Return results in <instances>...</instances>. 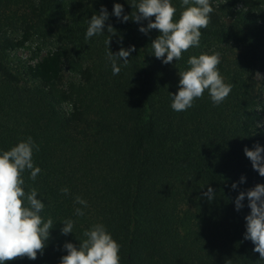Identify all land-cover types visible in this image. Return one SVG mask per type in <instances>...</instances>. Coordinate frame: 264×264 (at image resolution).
Segmentation results:
<instances>
[{
    "label": "trees",
    "instance_id": "16d2710c",
    "mask_svg": "<svg viewBox=\"0 0 264 264\" xmlns=\"http://www.w3.org/2000/svg\"><path fill=\"white\" fill-rule=\"evenodd\" d=\"M138 2L73 0L69 10L67 0H35L32 10L42 23L71 16L68 46L31 58L21 78L0 63V152L28 137L39 146L33 162L41 172L35 181L25 172V190L37 189L45 204L41 215L55 225L36 260L6 264H60L67 254L63 245L78 246L83 232L97 223L121 245L120 264H264L244 239L247 197L239 212L234 204L240 191L264 184L244 154L245 147H264V125L257 123L247 75L251 66L264 70V0H210L214 11L201 29L200 46L170 64L153 55L151 41L159 32L143 34L141 24L131 20L136 9L130 4ZM114 3L123 5L128 22L112 15ZM172 4L178 19L181 0ZM101 6L109 12L105 32L86 40L88 21ZM223 14L229 22L220 19ZM109 24L115 35L107 32ZM31 34L27 30L21 39L8 40L6 49L24 47ZM110 37L113 53L136 49L126 67L119 62L118 75L106 57ZM214 52L220 53L225 83L232 85L228 97L217 106L205 91L188 110L174 111L170 93L178 91V73L188 69L189 57ZM66 64L77 79L54 91L50 86ZM209 186L216 194L212 201L203 195ZM65 187L67 195L61 192ZM76 196L88 202L80 218L73 215L81 207ZM185 197L193 199L196 222L182 236L174 212ZM65 218L77 220L67 236L60 231Z\"/></svg>",
    "mask_w": 264,
    "mask_h": 264
},
{
    "label": "clouds",
    "instance_id": "9594fccd",
    "mask_svg": "<svg viewBox=\"0 0 264 264\" xmlns=\"http://www.w3.org/2000/svg\"><path fill=\"white\" fill-rule=\"evenodd\" d=\"M130 5L136 9L131 20L141 24V33L148 34L153 29L159 32L151 41V47L153 55L164 64L180 60L182 53L200 46L201 29L208 27L210 14L214 11L210 0H181L183 10L178 19L177 8L172 0H139L138 3ZM123 13V5L114 3L112 15L121 22H128L130 15ZM108 19L107 8L101 6L99 13L93 14L88 21L85 39L102 35ZM143 21H147L146 26H143ZM107 32L115 35L111 24L107 26ZM110 41L111 37L106 40V57L111 62L113 75H118L121 71L119 62L122 60L126 67L130 54L136 49L135 46L127 49L121 47L118 52L113 53L109 49ZM187 63L188 69L178 73V91L175 94L170 93L171 108L177 112L186 111L193 106L196 99L203 97L205 91L214 105L223 103L230 94L232 85L225 83L218 69L221 63L220 53L191 56ZM34 151H39V146L28 137L9 150L0 152V264L24 257L36 260L38 253L43 254L46 242L50 239V230L55 226L51 217L45 220L41 215L45 204L37 198V189L25 190V172L30 173L29 179L32 181L41 172L39 167L34 166ZM244 154L251 161L253 170L264 177V147L259 143L252 149L245 147ZM244 182L245 177L241 176L239 183ZM231 187L235 190L238 184L234 182ZM61 192L67 195L69 189L62 188ZM203 195L212 201L216 194L209 186ZM245 197L250 213L245 216L244 239L253 243V251L259 253L260 261H264V184L257 183L247 191L239 192L234 201L237 212L244 208ZM74 202L81 207H76L73 215L76 218L83 217L88 202L80 196H76ZM76 223L77 220L65 218L61 223V234H73ZM83 237L78 246L71 242L63 245L67 254L61 257L60 264H120L121 245L107 231L105 225H92L83 232Z\"/></svg>",
    "mask_w": 264,
    "mask_h": 264
},
{
    "label": "rangeland",
    "instance_id": "374dc122",
    "mask_svg": "<svg viewBox=\"0 0 264 264\" xmlns=\"http://www.w3.org/2000/svg\"><path fill=\"white\" fill-rule=\"evenodd\" d=\"M72 2L73 0H67L69 10ZM34 3L35 0H0V63L11 68L19 78H21L22 66L26 62H30L31 58L36 55L42 56L47 51L57 49L62 45L68 46L66 29L71 16L68 13L59 17L54 16L48 19L47 24L42 23L32 10ZM213 4L217 6L216 1ZM220 19L229 22L228 17L224 14L220 15ZM27 30L32 34L24 47L15 50L6 49L8 40L21 39ZM235 54L236 52H232L229 56L233 58ZM247 75L252 88H254L253 96L256 98L254 109L257 123L264 125V70L251 66ZM76 79V74L70 71V67L66 64L60 79L50 88L61 92L65 90L69 82ZM61 107L64 111L70 108L67 104H62ZM174 213L179 233L182 236H187L196 222L193 199L185 197L178 200Z\"/></svg>",
    "mask_w": 264,
    "mask_h": 264
}]
</instances>
